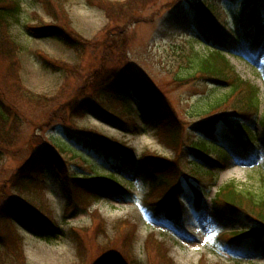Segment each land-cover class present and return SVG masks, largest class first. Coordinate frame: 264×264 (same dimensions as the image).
Listing matches in <instances>:
<instances>
[{"label":"rangeland","instance_id":"obj_1","mask_svg":"<svg viewBox=\"0 0 264 264\" xmlns=\"http://www.w3.org/2000/svg\"><path fill=\"white\" fill-rule=\"evenodd\" d=\"M20 1L21 12L12 19L10 27L11 37L20 46V65L16 67L0 59L1 104L13 113L17 109L19 112L18 124L8 129L11 142L2 144L0 149V208L7 202L19 203L52 219L58 226L56 233L39 236L12 220L13 231L20 241L15 246L24 255V263L92 264L108 252L126 264H163L165 259L151 251L149 245L148 235L155 232L156 238L169 249L167 256L173 264H264V252L252 246V240L238 242L237 248L227 250L218 240L222 231L240 227L237 220L245 217L243 212H236L218 223L210 198L230 178L240 190L264 199V149L261 142H255L249 150L242 151L235 132L243 123L253 133L247 134L243 129L244 133L239 136L243 140H259V120L238 116L236 96L230 95L227 100L231 93L229 86L214 84L209 76L198 72L194 53L207 55L211 51L209 47H213L204 42L200 25L195 21L197 6L193 3L198 0H181L180 8L174 7L178 0H150L134 15V23L116 30L97 0ZM101 1L110 9L129 0ZM199 1L211 6V17L225 34L224 42L231 52L227 58L235 74L261 88V116L264 113V30L262 43L255 53L244 40L246 35L255 32L253 16L264 26V0ZM38 24L71 28L86 40V45L72 48L55 36H36L29 27ZM117 30L119 35L115 36ZM122 43L125 45L121 46ZM123 47L128 48L127 70L163 94L176 115L181 128L176 143H171L156 129L131 93L123 103L111 100L107 104V98L101 96L96 103L103 102L104 109L97 108L81 116L74 114L77 100L93 98L92 89L102 73L125 67L126 62L121 58ZM44 59L61 68L56 71ZM15 84L26 91V96L33 95L40 106L27 105L18 99L12 91ZM44 100L47 102L42 106ZM218 114L224 118L216 122L211 135L199 130L202 121ZM201 139L224 148L228 161L237 164L238 172L222 177L218 165H206L197 158L189 145ZM101 140L131 151L135 160L152 154L179 165L183 198L188 205L182 226L155 221L142 203L151 186L140 166L127 171L118 158L97 149L102 146L96 141ZM37 148L40 155L53 151L62 161L63 172L66 170L71 176L121 175L128 192L116 188L108 197L90 201L88 207L78 204L80 199L70 205L49 163L44 165L42 173L35 170L32 155ZM30 159L32 164L28 170L35 175V181L25 187L16 185L14 175ZM199 170L217 173V177L212 182L208 176L195 174ZM193 171L192 175L187 174ZM193 187L206 194L199 202V210ZM120 220H129L138 227L132 247L124 243L125 234L120 237L116 230ZM244 226L251 227L245 223ZM79 235L86 238L87 252L79 253ZM6 248L0 245V264H15L16 255H7ZM113 263L120 264L117 259Z\"/></svg>","mask_w":264,"mask_h":264},{"label":"trees","instance_id":"obj_2","mask_svg":"<svg viewBox=\"0 0 264 264\" xmlns=\"http://www.w3.org/2000/svg\"><path fill=\"white\" fill-rule=\"evenodd\" d=\"M97 1L106 9L110 23L112 26H115L114 29L116 30L128 25L130 26L134 23V15L139 13L141 11L140 9L150 0H129L122 4H115V6L110 9L108 8L109 6L102 3L103 1ZM179 2H181V0H178L176 2L178 4L174 7L180 8L181 4ZM48 4L49 8H51L52 5L50 1ZM193 4L197 6L198 17L195 21L200 25V33L203 38L215 45L221 44V46H224L225 34L220 29V26H218V23L211 17V6L208 4L205 5L199 0L197 3L194 2ZM21 9L22 6L20 0H0V59L3 58L5 62L13 64L16 67L20 65V59L18 56L20 46L11 37L10 27L12 19L19 16ZM257 9L258 5L255 11H257ZM254 13L255 12H253V14ZM252 21L258 31L264 30L262 22L257 21L255 16L252 17ZM29 31L39 37L55 36L60 41L64 42V44L72 48H75L80 44H83V47L86 45V40L80 34H77V32L71 28L69 29L63 26L38 24L37 26H30ZM117 34L119 35L118 30L114 35L116 36ZM250 37V35H248V37L246 35L245 40L248 43H253V40ZM258 40L257 37L255 43H257ZM124 45L125 43L121 44V46ZM209 49L211 51L207 55H199L197 52L194 53L198 59V72L209 76L214 84L229 86V92L231 93L227 96V100L230 95L236 96V108L239 110L238 116H243L245 118L248 117L247 119H249V117L259 118V122L262 126V133L259 140H262L264 145V113L259 116L262 106V98L260 95V92L262 91L261 88L242 78L237 73L235 74V70L230 66V61L227 58L225 51L216 47H209ZM122 51L121 58L126 62L125 67L118 70L113 68L110 71L102 73L101 79L96 81L92 89L95 101L93 98H87L83 101L77 100L78 103L73 106L74 114L81 116V114L85 115L86 112H93L97 108L104 109L105 106L101 105L103 102L100 104H97L98 102L96 103V99H100L101 96L107 98V104L110 103L111 100L123 103L126 100L125 98L127 97V94L131 93L139 102L140 108L143 112L151 119L156 129L158 131L160 130L165 135L166 139L171 141V143H176V141L179 140V133L181 130L176 115L167 103L163 94L156 90L150 83L140 79L138 76H134L127 70L129 62L127 57L128 48L123 47ZM44 61L45 64L53 67L56 71L61 68L59 65H55L56 63L46 61V59H44ZM12 91L17 94L18 99H21V101H24L27 105L40 106V104H38L39 102H36L33 99V95H29L30 97L25 95V90L21 89L20 85H13ZM47 100L42 102L44 104L42 106L46 105ZM227 100L225 102H227ZM13 104L11 103L12 107ZM85 110L88 111L85 112ZM18 114V109L17 112L14 113L11 110L5 109L0 100V149H2V144L11 142V133L8 129H13V127L15 128L18 124ZM221 118H224L222 114L217 117L206 119L198 125V128L207 135H211L216 122ZM243 129L247 130V134L253 133V131L250 128H246L243 123L235 133L241 135L245 131ZM240 142L248 147L249 145H253L255 140H243L242 137H240ZM212 143L213 142L201 139L190 144L189 147L196 154L197 158H201V161L206 165L221 166L226 164L227 155L224 149L215 146ZM96 144L102 146L97 148L100 152L107 154L109 157L118 158L122 165L131 169L132 164H134V156L131 151L125 150L124 148L122 149L121 146L108 140H101V142L98 143L96 141ZM170 146L175 145L171 144ZM208 146L214 148H209ZM39 150L40 149L37 148L32 155V162L35 170L42 173L44 165L49 163L48 165H50L51 170L56 180L61 185L70 205H72L75 200L80 199L81 202L78 204L88 207L92 200L109 196L116 188L123 187L121 181H124L125 179L121 175L109 174L91 177L78 175L71 176L65 169V172H63L61 166L62 161L57 158L53 151L48 150L40 155ZM31 160L32 159L22 166L18 173L14 175V183L16 185H23L25 187L35 181L33 179V176L35 175L32 176L29 174L28 170L30 164H32ZM138 164L143 175L149 180L151 186L149 193L144 197V205L152 212L157 221L181 223L182 217L185 214V207L183 200L181 199L183 190L181 178L183 176L181 177V172L178 170L179 165L152 154L141 157L138 160ZM194 164L196 166V163ZM30 169L32 170V166ZM193 173H195V171L188 172L187 174L192 175ZM195 174L208 176L211 178L212 182L217 175V173H212L208 170H199L196 171ZM195 191L198 196H200L201 193L203 194L201 189L197 188ZM75 194L78 196L77 198H75ZM21 206L22 205L19 203L10 205L9 202H7L0 208V245H3L5 248L7 247V255L8 253L16 255L15 264H25V257L15 246L20 241L16 231H13L15 224L12 220L14 218L28 229L36 232L43 231V233L49 235L57 230L56 224L52 219L46 218L39 213L37 214L29 211L24 206ZM212 209L213 216L219 221L224 219L226 215L229 216L236 212H243V217H245L242 220H237V222L241 224L240 227H235L237 229L226 231L228 235H225V237L222 236V241L226 245L233 246L236 242L252 240L250 241V244H254L256 247H262L264 250V199H259L256 195L250 192L245 193L243 190H240L235 181H232L219 190V193L212 200ZM97 214L99 213L97 212ZM244 223L251 227L247 229L248 227H245ZM115 227L120 233V237L125 234L123 236L124 243L127 246L132 247L136 241V231L138 230L137 225L129 220H120ZM102 229L105 231L104 224H102ZM82 236L79 235V238H77L80 245L79 253H83L82 250L87 252V247L85 245L86 238L84 236L82 238ZM148 239L151 251L159 254L165 259L163 260V264L174 263L172 258L167 256L169 249L164 245L163 241H159V239L156 238L155 233H149ZM107 250H110V248ZM107 253L97 258L92 264H114V259H117L120 264H126V261L120 257H116L117 255Z\"/></svg>","mask_w":264,"mask_h":264},{"label":"bare ground","instance_id":"obj_3","mask_svg":"<svg viewBox=\"0 0 264 264\" xmlns=\"http://www.w3.org/2000/svg\"><path fill=\"white\" fill-rule=\"evenodd\" d=\"M236 169H237V168H235V170H236ZM231 170H233V169H231ZM231 170H230V171H231ZM230 171H226V172L223 174V176H225L226 174H228V172H230ZM223 176H222V177H223Z\"/></svg>","mask_w":264,"mask_h":264}]
</instances>
